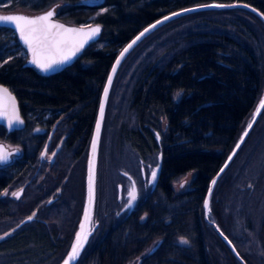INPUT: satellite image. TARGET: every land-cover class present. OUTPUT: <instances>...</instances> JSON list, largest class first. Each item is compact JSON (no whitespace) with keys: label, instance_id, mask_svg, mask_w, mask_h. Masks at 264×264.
<instances>
[{"label":"trees","instance_id":"1","mask_svg":"<svg viewBox=\"0 0 264 264\" xmlns=\"http://www.w3.org/2000/svg\"><path fill=\"white\" fill-rule=\"evenodd\" d=\"M78 1L0 0V12L36 13L56 5V17L63 22L102 25L95 43L71 65L49 76L23 66L26 55L13 31L0 28V84L14 94L24 121V128L13 132L0 126V140L19 145L25 156L33 155L54 124L60 128V122H66V153L56 154L52 168L61 179L75 169L81 175L80 194L72 200L74 209L68 211L70 218H62L60 228L20 230L13 240H6L13 233L2 240L11 244L10 252L22 262L39 253L45 256V264H57L69 246L81 212L85 159L99 95L121 48L153 20L192 5L239 2L264 15V0H101L92 6ZM187 23V29L177 30ZM258 45L261 60L256 55ZM263 88L264 24L246 9L188 14L143 38L115 74L104 114L97 173L110 97L121 94L113 127L121 121L116 128L118 138L135 158L149 162L155 153L161 154L158 183L126 220L119 217L116 223L101 225L76 264H126L152 243L138 264H240L218 235L206 230L202 203L211 178L245 127ZM162 120L165 128L161 131ZM229 170L218 178L210 197L215 206L211 218L224 233L220 203L232 180ZM28 171L20 157L16 166L0 171V178L9 180L12 172L13 177L23 178ZM189 172H194L189 189L174 193L171 183ZM46 179L48 195L57 182L51 174ZM228 238L251 264V250L243 246L248 242Z\"/></svg>","mask_w":264,"mask_h":264},{"label":"rangeland","instance_id":"2","mask_svg":"<svg viewBox=\"0 0 264 264\" xmlns=\"http://www.w3.org/2000/svg\"><path fill=\"white\" fill-rule=\"evenodd\" d=\"M99 1L100 0H79L78 3H97ZM189 24L190 23L180 25L177 27V30L180 31L187 29L190 26ZM258 46L259 47L256 50V55L259 56L261 60V46ZM263 91L264 88L262 90V94ZM121 97V94L117 95L115 97L116 99H114V94H111L110 97V106L107 120L108 123L107 127L105 128L102 144L103 149H101V160L97 173L96 196L103 208V214L100 215L101 225L109 224L110 222L116 223L119 220L120 216L117 213L119 207L115 203V196L117 194V183L123 181L126 182V180H124L122 177L123 173H127L133 177L136 182L140 181V174L138 170L139 160L137 157L135 158L133 153L131 155V152L128 150V148L123 145L122 141L118 138V131L116 128L119 126L121 121L119 123L116 122L117 126L113 127V124L115 123L112 124L113 118L115 119L114 108L120 103ZM65 123L66 122H60L61 127L59 129H61V131L58 130L53 134L51 143V145L53 144L55 146L53 147V150H56L57 153L60 152L61 154L66 153L63 151V147L60 149L62 143L61 138H63V135L67 134L68 126ZM160 126L161 131L164 130L165 122L163 120L160 122ZM248 135L249 136H247L245 142H243L244 144H242L234 156L232 164H229V168L231 169V171H229L232 180L230 181L231 183H227L222 194V200L220 203V205H222L220 216L224 224V230L226 232L222 233L227 238L231 236L235 241H247L248 243L244 244L243 246L250 248L251 264H256L264 262V108L262 109L254 126L251 129L250 134ZM0 142L4 141L0 140ZM4 143L7 147L12 148L11 145L7 144L6 142ZM38 150L39 147L36 152ZM39 155L40 154L38 152L37 157ZM54 157H56L55 152L44 155L43 161H40L38 166L43 168V166L46 165V167H48L51 159ZM148 165L150 168H152L151 170H154L155 166L157 165V153L151 157V161H144L142 166L146 167ZM229 168L227 167L226 169ZM64 177H66L64 179V183H66L64 196L67 200L69 198L77 200L81 191L80 172L75 169L70 176L64 175ZM193 177L194 172H189L183 177L177 179L175 182L171 183L173 192L178 193L188 190L190 181ZM149 182L150 186L152 182L151 180H149ZM12 188L14 187L12 186ZM148 191L152 192L154 190L150 189ZM146 193L147 192H144L141 188L140 191L138 190V196L140 199L144 198ZM214 209L211 205L210 198L208 218L207 220L204 218L203 211L201 217V219L203 218V223L205 224L206 230L214 231L211 224L208 223V221L216 223L211 218L213 214L212 210ZM27 210L28 209L24 207L20 208L16 205L11 206L9 216L4 221L0 222V229L12 225V223L23 217L24 212H27ZM62 218H66V213L63 214ZM62 218L61 220H64ZM61 223H63V221H61ZM0 231L2 232V230ZM96 231L97 230L94 231L93 235ZM152 245L153 243L150 244L139 257L127 262L126 264H138L140 259L147 254ZM41 255L42 254L38 253L31 259L25 260L20 264H45V256ZM242 260L245 264H248L244 259Z\"/></svg>","mask_w":264,"mask_h":264},{"label":"water","instance_id":"3","mask_svg":"<svg viewBox=\"0 0 264 264\" xmlns=\"http://www.w3.org/2000/svg\"><path fill=\"white\" fill-rule=\"evenodd\" d=\"M93 3H90L89 5H92ZM210 5H223V7H214V6H210ZM231 8H243L246 9L252 13H254L256 16H258V18L262 21V23L264 24V15L257 10L256 8L245 4V3H239V2H233V3H218V2H209V3H205V4H197V5H192V6H188L185 8H181L175 11H172L170 13H167L163 16H160L159 18L153 20L152 22H150L149 24H147L145 27H143L139 32H137L122 48L121 50L118 52V54L116 55V57L114 58L108 73L106 75L105 81L103 83L100 95H99V100H98V104H97V109H96V114H95V118H94V122H93V126L91 129V134H90V138H89V143H88V148H87V154H86V159H85V166H84V176H83V197H82V205H81V212L79 215V220L75 229V232L73 234V237L69 243V246L64 254V256L62 257V259L57 263V264H64V260L67 259L68 257V253L71 251V246L73 243H75L76 241V233L80 231V224L83 221L85 223V229H84V233L87 236V239L83 241V248L80 250L79 255L72 261H70V264H76V262L79 260V258L81 257L84 249L86 248L90 238L92 237L95 229L98 226V223L95 220V213H94V209H95V201H96V180H97V164H98V150H99V145H100V138H101V132H102V126H103V120H104V114H105V109H106V104L108 101V96L110 93V89L112 87V83L115 77V74L117 72V69L119 68L120 64L122 63V61L126 58V56L129 54V52L143 39L145 38L148 34H150L151 32H153L155 29H157L158 27L162 26L163 24L174 20L176 18L188 15V14H192V13H196V12H201V11H206V10H225V9H231ZM48 11H54V16L52 17V22L54 23H58L63 25L66 28H71V29H83L84 31H88L90 28H95V27H99L100 31L93 37L87 39V41L84 43V46L82 48H80L79 51H76L74 55H71L70 58L66 61H63L62 63H57L54 64L50 69H48L47 71H41L35 64L31 63L32 60V55L31 53L28 51L27 46L24 45V43L21 41L20 39V35L19 32L16 30L15 26L10 24V23H4V24H0V28H8L10 30L13 31L15 38L19 44V46L24 50L25 55H26V60L23 66L26 67H32L34 68L36 71H38L41 75L43 76H49V75H53L56 74L60 71H62L64 68H66L67 66L71 65L82 53L83 51L92 43H95L101 33H102V25L99 23H91V24H87V25H79V24H72V23H66L63 22L61 20H59L56 17V5H52L44 10H41L39 12L33 13V12H28V11H10V12H0V16H8V15H23L25 17H29V18H34L36 16L42 15ZM176 14V15H174ZM165 17H167V19H165ZM157 21H160V23H157ZM152 25H155V27H150ZM149 29L147 32H144L145 29ZM144 33L143 36H141V33ZM137 37H140L139 39H137ZM133 41H135V43H133ZM131 45V47L129 48L128 46ZM128 48V51L124 53L123 56H121V53L124 52V49ZM119 59V63H117V60ZM115 66V71H113V67ZM111 75L112 79H111V83H109V76ZM0 86H3L4 88H7L6 86L0 84ZM105 87L108 88L107 91V95L105 96ZM8 89V88H7ZM9 93L11 94L12 97L15 98L14 94L8 89ZM264 98V91L262 96L260 97L259 101L257 102V104L255 105L249 120L247 121L245 127L243 128L242 132L240 133L238 139L236 140L234 146L232 147V149L230 150V152L228 153L227 157L225 158L224 162L222 163V165L220 166V168L217 170V172L214 174V176L211 178L207 190L205 192L204 195V199H203V203H202V210H203V214H204V218L207 220L208 218V212H209V206L207 209H205L204 207V202L205 199L208 200V204L210 202V196L211 193H209V187L211 186L212 190L214 188V185L212 184L213 179H215L216 181L218 180V178L222 175V173L225 171V169L228 167V165L231 163V161L233 160L234 156L236 155V153L238 152V150L240 149V147L242 146L243 142L245 141V139L247 138L248 134L250 133L252 127L254 126L258 116L260 115L261 111L263 108H260L259 112H257V109L260 105V101L261 99ZM104 101V108H103V116L101 119V114H100V106H101V101ZM15 110L19 115V120L22 121V123L20 122H16L13 121V125L9 126L8 123V118L5 116H0V126L4 127L6 132H12V131H17V130H22L24 128V121L22 119V117L19 114V110H18V105H17V100L15 98ZM9 112H11V106L9 105ZM101 119V124H100V130H99V134L97 137V143H96V148H95V153H93V149H92V140H93V136L96 134V124H97V120ZM251 124V127H248V125ZM245 132L247 133L245 135ZM156 134V140L157 142L159 141V136L157 133ZM241 137H243V139L241 140ZM49 138L47 139L46 145L43 148L42 154L45 153L46 147L48 145L49 142ZM239 143V147L237 148V144ZM0 146H3L6 150H7V159L0 161V164H5L7 162H9L10 160V155L11 154H16L18 153V150L16 148H11L9 149L3 142H0ZM234 153V154H233ZM232 156L231 160H228V157ZM90 159L93 161V165H92V169H93V183H92V188H93V197H92V201L91 204H89V169H90ZM160 159H161V154L158 152L157 153V165L155 166L154 170L155 171V177L153 178V175L151 172V175L149 176V180L152 181V184L154 187L156 181L158 180L159 177V172H160ZM227 162V166L225 167V164ZM221 168H224V171L221 172ZM219 173V175H217ZM126 176L129 177L128 174L125 173ZM132 185L127 194V203L125 205V208L128 207L129 209H132L136 199H137V191H136V187H135V194H136V198L135 200H133L131 202V204H129V200H130V196H129V191L133 188ZM88 207L90 209V220L89 221H85L84 216H85V208ZM27 221H29L28 218L23 219L20 223H18V225H16L13 229L11 230H7L3 233H0V241L4 240L6 237L10 236L12 233H14L17 227L23 225L24 223H26ZM209 224H211L213 230L215 231V233L218 235V237L227 245V247L230 249V251L232 252V254L235 256V258L241 262V264H245L244 261L241 259V257L239 256V254L237 253V251L235 250L233 244L230 242V240L222 233V231L220 230V228L217 226L216 223L212 222V221H208Z\"/></svg>","mask_w":264,"mask_h":264},{"label":"flooded vegetation","instance_id":"4","mask_svg":"<svg viewBox=\"0 0 264 264\" xmlns=\"http://www.w3.org/2000/svg\"><path fill=\"white\" fill-rule=\"evenodd\" d=\"M97 3H93L92 5ZM85 4L89 5L90 3ZM57 125V123L54 124V126L48 133V137L50 138L44 154H42V151L46 145L48 137L42 144L43 146H40L39 150L35 154L27 156H25L23 149L19 145L11 144L3 140L7 144L11 145L12 148H16L18 150V153L11 154L9 162L5 164H0V171H8L9 167L13 168L14 166H16V162L20 157H24V162L27 164L28 170H30L23 178H20L19 174L17 176L18 178L13 177V172L12 175L9 176L10 179H6L7 181L0 178V222L4 221L9 216L11 206L16 205L20 208L24 207L28 209L27 212H24L23 217L19 218L17 221L12 223V225L5 228H1L0 230H2V232L0 231V233L13 229L23 219L31 217L29 221L14 229L16 230V232H14L13 235L8 237L6 240H13L16 234L20 232V230H56V228L61 227V218L63 217V214L66 213V217L70 218L68 215V211L70 212L71 209H74L72 201L73 199L69 198L67 200L64 196V191L66 187L64 179L66 177L61 179L60 175L54 173L56 170L52 168L53 163L55 161V157L51 159V162L48 167H46V165H44L43 168L38 166L39 162L43 161L44 155L51 154L54 152L55 155L57 154V151L53 150V147L55 146L53 144L51 145L53 134L55 133L56 129H59ZM62 137V140L60 139L62 141L60 149L65 145L66 134ZM38 152L40 155L37 157ZM138 160L140 181L136 182L133 177H131L130 175L128 177L125 175V173H123L122 177L124 178V180H126V182L123 181L117 183L116 185L117 194L115 196V203L119 207L117 213L122 220H126L128 215L133 210H135L138 204L140 203L138 190L140 191L141 188L144 192L148 193V190H154L158 183L157 180L154 187H152L153 184L149 186V176L151 175V172H153V170H151L152 168H150L149 165L146 167L142 166L144 164V161L142 159L138 158ZM50 174L52 175L53 179L56 180L57 185L52 190V192L47 195L46 177L50 176ZM15 179H18L19 181ZM132 185H135L136 187L137 199L133 208L129 209L128 207L125 208V205L127 203L126 194ZM12 186L14 188H12ZM13 193H19V196L17 197L13 195ZM94 213L96 221L98 223V226L95 230H98L101 226L100 215L103 214V208L97 196L95 201ZM68 222L69 221L67 219L66 225L68 224ZM4 242L5 241L2 240L0 241V264H20L22 261L19 260V256L16 257L14 252H10L11 249L9 246L11 244H6Z\"/></svg>","mask_w":264,"mask_h":264},{"label":"snow or ice","instance_id":"5","mask_svg":"<svg viewBox=\"0 0 264 264\" xmlns=\"http://www.w3.org/2000/svg\"><path fill=\"white\" fill-rule=\"evenodd\" d=\"M214 7H223V5H210ZM54 11H48L42 15L36 16L34 18L25 17L23 15H8L0 16V24L10 23L15 26L16 30L19 32L20 39L27 46L28 51L32 55L31 63L35 64L41 71H47L54 64L62 63L70 58L71 55H74L76 51H79L80 48L84 46V43L87 39L95 36L99 31V27L90 28L88 31L83 29H71L66 28L61 24L52 22V17L54 16ZM176 15V14H174ZM167 19V17H165ZM160 23V21H157ZM150 27H155L152 25ZM149 29H145L144 32H147ZM141 36L144 35L142 32ZM140 37H137L139 39ZM135 43V41H133ZM129 48L131 45L128 46ZM128 51V48L124 49V52L121 53V56ZM119 63V59L117 60ZM115 71V66L113 67ZM111 75L109 76V83H111ZM108 88L105 87V96L107 95ZM9 105L11 106V112H9ZM104 101H101L100 114L101 119L103 116ZM260 108H264V98L261 99L260 105L257 109L259 112ZM0 116H5L8 118L9 126L13 125V121L20 122L19 115L15 110V98L11 96L7 88L0 86ZM101 119L97 120L96 124V134L93 136L92 140V149L95 153L97 137L100 130ZM251 127V124L248 125ZM247 133L245 132V135ZM243 137H241V140ZM239 147V143L236 146ZM234 154V153H233ZM7 150L0 146V161L7 159ZM232 156L228 157V160H231ZM90 169H89V204H91L93 197V161L90 159ZM227 166V162L225 167ZM221 172L224 171V168H221ZM155 171H153V178L155 177ZM219 175V173L217 174ZM216 180L213 179L212 184L214 185ZM212 188L209 187V193H211ZM15 196H19V193H13ZM129 204L136 198L135 186L129 191ZM209 206L208 200L205 199L204 207L207 209ZM28 219H31L29 217ZM85 221L90 220V209L85 208ZM85 223L82 221L80 224V231L76 233V241L71 246V251L68 253L67 259L64 260V264H70V261L74 260L80 253V250L83 248V241L87 239L86 234L84 233ZM182 243H187V241H181Z\"/></svg>","mask_w":264,"mask_h":264}]
</instances>
